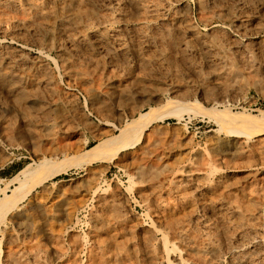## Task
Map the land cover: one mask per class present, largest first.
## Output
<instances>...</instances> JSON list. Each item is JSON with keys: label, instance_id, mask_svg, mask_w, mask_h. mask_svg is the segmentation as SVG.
Here are the masks:
<instances>
[{"label": "bare ground", "instance_id": "6f19581e", "mask_svg": "<svg viewBox=\"0 0 264 264\" xmlns=\"http://www.w3.org/2000/svg\"><path fill=\"white\" fill-rule=\"evenodd\" d=\"M192 2L202 14L203 32L193 24L189 0H0V137H10L15 128L5 113L20 112L28 132L52 145L67 126L54 118L65 93L60 81L87 84L96 104L99 80L106 85L123 80L124 89L109 85L105 94L120 102L139 87L157 104L126 120L119 135L83 153L91 160L113 145L103 155L110 159L118 148L137 141L152 120L179 118L181 110L192 108L185 98L191 83L210 93L209 83L226 74L227 59L264 60L262 27L250 26L264 14V0ZM215 19L230 28L208 26ZM261 74L259 89L264 67ZM163 90L169 99H161ZM208 112L230 133L250 137L264 127L263 116L228 108ZM226 151L239 157L134 158V188L113 186L106 192L94 185L61 221L64 201L59 197V203L47 205L45 186L21 203L34 186L80 161L59 160L45 151L10 179L15 185L0 197V264H264V137L246 150L237 139L222 140L215 152ZM255 152L258 157H252ZM129 193L144 206L143 216L129 207ZM77 224L84 226L83 233L75 230Z\"/></svg>", "mask_w": 264, "mask_h": 264}, {"label": "rangeland", "instance_id": "374dc122", "mask_svg": "<svg viewBox=\"0 0 264 264\" xmlns=\"http://www.w3.org/2000/svg\"><path fill=\"white\" fill-rule=\"evenodd\" d=\"M189 3L192 5L191 18L194 19H192L194 22L193 24L196 25L199 31H205L206 27L200 21V15L202 14L199 15L192 0H189ZM262 15L264 14L259 13L250 26L256 27L260 25L263 31L262 35H264V16ZM204 17L205 16H203V18ZM217 20L215 19L213 22H210L208 26H211L213 29L225 27V29L228 30L230 28L227 23L223 22L222 20ZM258 22H260V24ZM227 54L228 53L225 55L229 56ZM240 62L241 61H238V59H227L225 61L223 68H225L224 71L226 74L224 76L226 78L223 76V79H218L219 81H211L209 83L210 93L205 94L200 92L198 90V85L196 83H191L189 85L190 94L185 98L188 97L186 99V101L188 100V103H186L190 105L187 106L192 108H185L187 111H185V109L181 110V112H179V118L168 115L167 117L165 116L163 118L152 120L148 124L147 128L143 130L140 138L133 142L134 145H132V143L130 145H125L124 147L118 148V150L115 152L116 154H114L112 158L105 160L103 155L109 152L110 149H113V145H111V147L108 145L106 151H102V154L97 155V157L92 158L91 160H89L90 158H87L88 160L84 158L85 156L83 153H85L87 149L92 147L98 141L110 137V135L117 136V133L119 135V128L126 120H129L132 116H135L139 111H145L149 106L156 105L157 103L153 100V96L151 100L149 98H145L150 95L149 92L145 91V94V92L139 87L137 88L138 90L136 89L137 91H135L134 94L129 95L125 92L126 94H123L122 96V98H124L122 99L124 102H122V100H120V102L113 100L115 98L110 96L111 94H105L106 91H109L108 86H117L119 89H124L127 86L125 84L127 82L123 80L115 82L114 80L110 82L109 85H106L101 79L98 82L103 91L102 89L97 91L100 99H98L99 102L97 101L95 104L94 102L90 101V94H88L90 91L88 88H86L87 84H81L82 82H78L76 79L75 81L73 80V82L72 78L69 80H66L65 78V80H62L59 83L60 88H62L65 93L61 95L60 101L62 100V104L59 102L60 105L58 104L55 106L56 110H54V118L55 121L62 122L63 125L67 123V126H65L64 132H60L58 137L59 139H57L52 145H50L48 142L46 143V141H42L34 134H30L28 132V125H25V122H22V120L25 119V115H23V113H21L22 115L19 114L20 112H7L8 114L5 113L7 117L9 116V119H12V121L14 120L13 123L15 128L13 132L10 133V137L5 139L0 137V197H3L4 194H9L15 185L14 182H10V179L23 166L29 163L36 164L45 151L47 152L46 154L53 152L54 156L56 155L59 160L65 157H78L77 159L80 158V161L78 163L68 165L66 170L52 175L49 179L44 181L43 185L39 184L34 186L30 190L32 192H29L25 196L26 198L24 197L21 200V203L23 202L24 204L32 196L42 193V190L45 186L44 195L46 196H44V198L46 200L44 199V201L47 203V205L51 206L53 203H59L60 198L64 201L62 203L63 213L59 214L60 221L62 220L61 215L63 217L64 213L67 214L71 212V208L73 206L72 203L82 198L81 196L85 194L84 192L88 194V192L93 190L95 186L100 188L98 189L99 191L104 190L106 192L108 189L111 190L113 186L121 187L122 190H124V188H134L136 178L130 170L133 171L132 167L134 163L132 162L138 159L139 156L154 157L156 160H158L160 157H166V159H168L170 162L175 161V157L178 161H180V159L181 161H184L185 159L184 162L190 160V158L194 160L197 157H239L238 154L235 156L229 153V151H226L225 154L216 153V145L222 140L237 139L239 140V143H242V148L246 150L251 142L257 140L259 137H264V127L258 128L255 134L251 135L250 137H247L246 134L242 132L230 133L225 127L222 128V125L213 118L214 114L212 117L208 110L212 108L216 110L228 108V111L231 113H242L255 118L256 116H263L264 118V85L262 89H259L258 85L256 84V82H261L262 80L261 73L264 67V60L257 61L255 64H243ZM108 65V68L111 67V69L109 68L111 70L110 72H113L115 69L114 66L111 64ZM164 91L165 90L161 92V99H169V91ZM140 93L141 95H139ZM60 109L61 113L59 114ZM74 109L76 110V113L71 112V110ZM260 110L263 112H260ZM34 114L35 113H33V115ZM62 116L64 119L67 117L66 120H64ZM263 118H261V121ZM259 119L258 121H260ZM147 137H149V141L145 140ZM60 139L61 141H59ZM151 141H153V143ZM246 142L249 144L247 145ZM64 143H66V145ZM53 147L56 148V151L53 150ZM142 149L146 151H143ZM258 155L259 154L255 152V155L252 157H258ZM99 157H101L100 160ZM132 157L133 159H136L133 160ZM178 157H180V159ZM81 158H83V160ZM64 165H66V163H64ZM89 178L93 180H88ZM130 197L131 199L128 201L129 207H132V210H134L137 215L143 216L145 214V209H143L144 206L142 204L135 201L138 200L137 195L133 193L130 194ZM52 198L54 199L53 201ZM139 204L140 207L138 206ZM84 229V226L81 224H77L75 227V230L78 233H83Z\"/></svg>", "mask_w": 264, "mask_h": 264}]
</instances>
